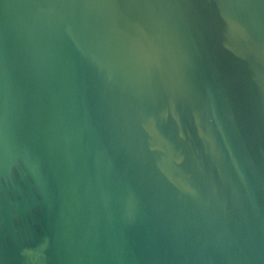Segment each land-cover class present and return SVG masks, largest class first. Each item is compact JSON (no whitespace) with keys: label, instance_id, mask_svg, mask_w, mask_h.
<instances>
[{"label":"water","instance_id":"1","mask_svg":"<svg viewBox=\"0 0 264 264\" xmlns=\"http://www.w3.org/2000/svg\"><path fill=\"white\" fill-rule=\"evenodd\" d=\"M0 264H264V0H0Z\"/></svg>","mask_w":264,"mask_h":264}]
</instances>
